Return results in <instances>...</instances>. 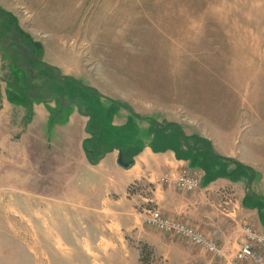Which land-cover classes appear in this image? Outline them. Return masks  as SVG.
<instances>
[{
	"label": "rangeland",
	"instance_id": "374dc122",
	"mask_svg": "<svg viewBox=\"0 0 264 264\" xmlns=\"http://www.w3.org/2000/svg\"><path fill=\"white\" fill-rule=\"evenodd\" d=\"M0 11V264L83 262L81 236L71 243L60 234L59 244L48 232L44 207L58 190L51 171L62 162V129L76 108L51 99L63 92L82 114L96 100L75 84L52 88L54 71L31 62L27 43L37 59L101 94L107 106L111 99L152 117L139 123L141 133L153 131L157 148L188 160V175L203 184L213 173L226 176L252 211L239 247L247 227L264 232V199L243 196L245 188L264 194V0H0ZM6 81L27 101L50 100L43 102L48 119L31 112L40 101H17ZM120 110L123 122L129 113ZM233 160L250 167L252 178ZM141 190L148 195L151 186Z\"/></svg>",
	"mask_w": 264,
	"mask_h": 264
},
{
	"label": "crops",
	"instance_id": "0c3cea01",
	"mask_svg": "<svg viewBox=\"0 0 264 264\" xmlns=\"http://www.w3.org/2000/svg\"><path fill=\"white\" fill-rule=\"evenodd\" d=\"M44 105L34 103L31 112L46 121ZM73 110L66 127L69 130L62 129L66 136L62 162L53 165L51 171L50 180L58 190L44 207L50 218L48 232L59 235V244L60 234H65L71 243L72 236H81V264H140L143 245L151 250L150 264H199L208 259L204 250L187 240L146 226L142 205L150 203L164 216L197 227L223 244L226 254L214 259V263L232 264L229 257L244 240L242 228L250 223L252 211L236 195L234 187L231 189L232 182L226 176L207 184L199 181L200 188L191 192L179 189L174 179L178 174L192 173L188 160L177 158L171 150L155 151L147 137L131 140L128 115L123 122L118 121L121 110L108 122L114 129L106 125L107 134L101 137L111 146L92 164L83 150V141L91 138L93 131H86L88 118L76 108ZM74 126L77 135L71 132ZM71 139L72 149L68 146ZM129 147L138 150L126 159L127 166L123 167L118 162L120 151ZM146 184L151 186L148 195L141 190ZM223 186L230 188L229 195L221 194ZM247 191L245 188L243 196L264 199L263 193L250 195Z\"/></svg>",
	"mask_w": 264,
	"mask_h": 264
},
{
	"label": "trees",
	"instance_id": "16d2710c",
	"mask_svg": "<svg viewBox=\"0 0 264 264\" xmlns=\"http://www.w3.org/2000/svg\"><path fill=\"white\" fill-rule=\"evenodd\" d=\"M0 13L2 14L1 11H0ZM12 25L13 24L10 23V26H12ZM27 45L31 51L30 57H29L31 59V62L38 64V65L42 66L43 68L51 69L54 71L53 77L55 78V80H54L55 87H52V88L56 89L58 86H60L61 88H64L65 91H68V87H69L68 85L69 84H75V85L81 87V89H83V91L91 92V95H93L95 97L96 101L94 102V105L88 103V105H86V108H85V113H83V114L80 113V114L88 117L86 131L89 133L93 131V133H90L91 138H86L83 141V150H84V152H85L90 163H92V164L97 163L99 161V159L103 156L106 149H109V146H111V144H108L106 142L101 141V137L103 135L107 134L108 128L110 130L114 129L112 126H109L108 122H110V120L112 119V116H114L116 113H118L117 111L120 109H125L129 113V115H128L129 126H131V129H132V131H130L131 140H136L138 137L139 138L147 137V132H148L149 133L148 136L152 135V137L150 139H151V145H152L153 149L157 152L166 150L165 149L166 147L164 149L163 148H157V145L155 144L154 139H153V131L147 129V132L145 135L143 133H141V128L139 127V123L142 121H148L149 122L152 120V117L137 116L134 113H132L131 110H129L128 108L123 106V104H121L120 102L115 101V100H111V99L108 100V102L110 103V106H107V103L104 101L101 94L96 93L92 89H90L89 87L85 86L84 84L79 83L73 77L62 75L58 68L49 66L47 63L43 62L41 59H37L35 57L34 46H32L30 43H27ZM62 82L63 83L66 82V83L63 84ZM6 83L8 85V91H9L10 95H13V93L17 94L19 96L17 101H23L24 100L25 103L27 104V106L28 105L30 106L31 103H33V101H35V100H38L40 102L50 101L48 99L43 100V99H39L36 97L30 98V101H27V98H25V97L23 98V94L21 92L19 93L18 89L15 88V85H13L12 83H9L8 81H6ZM60 87H58V88H60ZM51 101H56L58 103L59 107L62 109H66L67 107L73 106V107H76L77 109L79 108L78 109L79 112L81 111L80 110L81 104L78 102H74L72 98L66 100L63 97V92L58 93L55 97H53L51 99ZM27 102H29V103H27ZM102 104H104V106ZM106 125L108 126V128ZM168 126H173L174 129L178 133L181 134L183 142H186L187 138L184 135V133L181 131V129L178 125H176L173 122H170V123H167V127ZM204 145L209 151V157L213 158L214 161L219 162V164H220L221 161H219V160L221 159V157H219L218 155L211 154V152L209 150V146L205 141H204ZM137 150L138 149H136V148L129 147V148L123 150L122 153L120 151V156L122 158V162L125 163L126 159L128 160L129 156H131V154L134 155ZM230 162L234 163L237 166V168H239V169L241 168L242 170H245V171L250 170V173L248 174V179L252 178L253 170L251 168H249L248 166H246L242 163L234 161V160L230 161ZM214 174H216V173H213V179L210 178L209 181L214 180L216 176L222 175V173L217 174V175H214ZM150 257H151V250L148 249V247L146 245L141 246L140 264H149L150 263V261H149Z\"/></svg>",
	"mask_w": 264,
	"mask_h": 264
},
{
	"label": "built area",
	"instance_id": "2783aa9c",
	"mask_svg": "<svg viewBox=\"0 0 264 264\" xmlns=\"http://www.w3.org/2000/svg\"><path fill=\"white\" fill-rule=\"evenodd\" d=\"M174 180L176 186L183 191H193L200 187L199 180L194 175L181 173ZM163 181L166 182L167 177ZM142 214L143 223L146 226L175 234L195 247L204 250L208 255V259L199 264H215L214 259L224 257L226 254L223 246L207 237L200 229L181 221L170 219L164 216L158 208L143 209ZM245 233L247 242L229 257V262L232 264H247L248 262L264 264L263 257L256 251V249L264 250V232L254 231L247 227Z\"/></svg>",
	"mask_w": 264,
	"mask_h": 264
},
{
	"label": "water",
	"instance_id": "95a60500",
	"mask_svg": "<svg viewBox=\"0 0 264 264\" xmlns=\"http://www.w3.org/2000/svg\"><path fill=\"white\" fill-rule=\"evenodd\" d=\"M118 162L120 165H122L123 167H126L127 165L125 163L122 162L121 158L119 157Z\"/></svg>",
	"mask_w": 264,
	"mask_h": 264
}]
</instances>
